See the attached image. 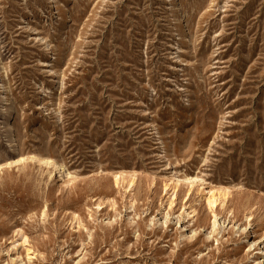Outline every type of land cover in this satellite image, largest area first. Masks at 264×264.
I'll return each mask as SVG.
<instances>
[{
	"label": "rangeland",
	"instance_id": "1",
	"mask_svg": "<svg viewBox=\"0 0 264 264\" xmlns=\"http://www.w3.org/2000/svg\"><path fill=\"white\" fill-rule=\"evenodd\" d=\"M256 190L264 0H0V264H264Z\"/></svg>",
	"mask_w": 264,
	"mask_h": 264
},
{
	"label": "bare ground",
	"instance_id": "2",
	"mask_svg": "<svg viewBox=\"0 0 264 264\" xmlns=\"http://www.w3.org/2000/svg\"><path fill=\"white\" fill-rule=\"evenodd\" d=\"M39 163L42 166L47 167L48 169L52 168L53 173H56L58 171H63V166L60 163L55 162L52 159L39 160ZM68 176H69V174H68ZM200 182H201V180H199L198 178H195V177L190 176V175H183L181 177V179H178L177 184L181 185V186H186L190 189V191H192L195 188V186H197ZM256 193L259 195V197L261 199H264V192L263 191L256 190ZM211 201L214 202V204L217 201V198L214 197V194H213V197L211 198Z\"/></svg>",
	"mask_w": 264,
	"mask_h": 264
}]
</instances>
